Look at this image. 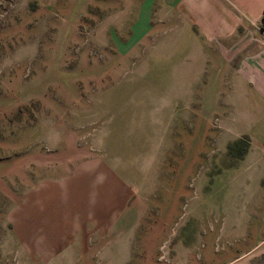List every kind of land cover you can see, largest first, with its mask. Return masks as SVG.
<instances>
[{"label":"rangeland","instance_id":"obj_1","mask_svg":"<svg viewBox=\"0 0 264 264\" xmlns=\"http://www.w3.org/2000/svg\"><path fill=\"white\" fill-rule=\"evenodd\" d=\"M182 16L0 0V264H216L231 247L219 192L246 137L212 116L190 140L174 119L170 83L194 63Z\"/></svg>","mask_w":264,"mask_h":264},{"label":"crops","instance_id":"obj_2","mask_svg":"<svg viewBox=\"0 0 264 264\" xmlns=\"http://www.w3.org/2000/svg\"><path fill=\"white\" fill-rule=\"evenodd\" d=\"M182 1L185 11L172 0L189 28L185 41L194 63L170 83L174 119L190 140L209 127L212 116L216 128L228 129L234 139L247 137L230 182L222 184L226 190L219 192L217 234L231 247L206 261L264 264V0ZM194 103L204 106L195 110ZM209 103L215 104L211 111Z\"/></svg>","mask_w":264,"mask_h":264},{"label":"trees","instance_id":"obj_3","mask_svg":"<svg viewBox=\"0 0 264 264\" xmlns=\"http://www.w3.org/2000/svg\"><path fill=\"white\" fill-rule=\"evenodd\" d=\"M240 137H246V136H245V135H242V136H240ZM240 137L234 139V140L232 141L233 144H234V143L237 144V143L239 142V138H240ZM246 144H247V137H246V143H245V145H244V149H245V147H246ZM244 149H241V151L238 152V155H240V154L244 151Z\"/></svg>","mask_w":264,"mask_h":264},{"label":"built area","instance_id":"obj_4","mask_svg":"<svg viewBox=\"0 0 264 264\" xmlns=\"http://www.w3.org/2000/svg\"><path fill=\"white\" fill-rule=\"evenodd\" d=\"M264 29V28H263Z\"/></svg>","mask_w":264,"mask_h":264}]
</instances>
